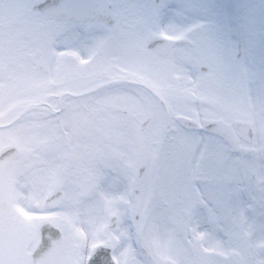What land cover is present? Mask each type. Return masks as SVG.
<instances>
[{
  "label": "snow or ice",
  "instance_id": "1",
  "mask_svg": "<svg viewBox=\"0 0 264 264\" xmlns=\"http://www.w3.org/2000/svg\"><path fill=\"white\" fill-rule=\"evenodd\" d=\"M0 264H264V0H0Z\"/></svg>",
  "mask_w": 264,
  "mask_h": 264
}]
</instances>
